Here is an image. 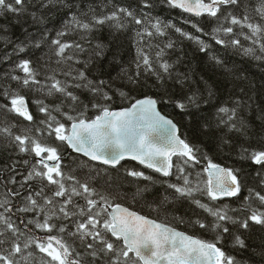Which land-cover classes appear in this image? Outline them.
<instances>
[{
	"label": "snow or ice",
	"instance_id": "1",
	"mask_svg": "<svg viewBox=\"0 0 264 264\" xmlns=\"http://www.w3.org/2000/svg\"><path fill=\"white\" fill-rule=\"evenodd\" d=\"M158 2L205 18L185 20L201 36L154 15ZM57 13L63 16L53 36L48 25ZM13 22L22 30L16 39ZM105 29L109 44L131 37L135 49L133 67L117 56L109 60L119 65L112 79L121 81L112 92L111 81L96 74L104 71L109 47L96 39ZM170 32L197 45L211 76L188 62ZM0 45L6 66L0 149L9 154L0 166V264H264V144L251 146L264 141V107L254 125L245 69L231 59L240 56L264 70V0H100L86 10L84 0H0ZM141 89L157 95L119 111L109 107L116 95L129 99ZM167 105L183 115L195 110L199 136L257 166L255 186L241 168L211 161L203 178L196 170L201 148L177 135L178 125L159 107ZM125 159L163 177L175 168L179 183L161 181L149 201L145 193L156 181L143 171L122 175ZM127 177L149 183L126 189ZM120 201L144 203L165 220L171 212L213 239L178 231ZM185 203L191 214L176 215Z\"/></svg>",
	"mask_w": 264,
	"mask_h": 264
},
{
	"label": "trees",
	"instance_id": "2",
	"mask_svg": "<svg viewBox=\"0 0 264 264\" xmlns=\"http://www.w3.org/2000/svg\"><path fill=\"white\" fill-rule=\"evenodd\" d=\"M116 3H125L126 0H114ZM100 3V0H84V9L86 10L88 6H96ZM77 6H79V3H77ZM97 11L99 12V8H97ZM154 15H158L161 20L165 22H171L175 24L178 27L183 28L185 31L192 33L194 36H201V33L196 32L194 28L191 27L190 24L185 23V20H201L203 21L205 18H197L194 16H191L188 13H184L180 9H174L169 8L166 4L162 2H158L156 9L153 13ZM63 16V13H57L56 17L51 19L48 25V28L50 31H52L55 28H59L60 24L59 21L61 17ZM7 23V21H5ZM27 26V25H26ZM206 30H208L206 28ZM29 31L36 32L37 29L35 27H29ZM11 33L12 38L16 39L17 37L22 36V30L19 25H16L14 22L11 27ZM52 35L54 36L55 33L52 31ZM171 37L177 41L178 46L183 49V52L187 55L188 62L191 63V65L195 67H199L203 71H207L208 75L211 76V72L207 69V66L204 62L203 54L199 53L197 50V45L193 43L192 41L186 40L175 32H170ZM202 39H207V37L202 36ZM100 42L109 44V34L108 31L105 29L97 34V38ZM96 40H93V43H95ZM2 45H0V51H2ZM29 53L22 54V55H28ZM117 56L119 60H121L125 67H133L131 65V61L135 57V49L132 46V38L129 37L126 41H124L123 45L118 46L115 43L109 44L108 50L106 52V56L102 61V64L104 66V71L102 73H96L97 75H102V77L106 81H111V84L109 86V91L112 92L115 90V88L119 87L121 84V81L119 79H112L113 77H116L117 72L119 70V65H111L109 66V60L113 57ZM232 60L236 62V66L245 69V75L248 79V87L251 89L249 92V95L252 97V110L248 112V118L252 121L254 125H259L260 121L257 118V113L259 112V109L261 107H264V70H262L259 66H257L253 62H246L244 58L240 56H233L231 57ZM5 65L0 64V73H2L5 70ZM151 94L153 96L157 95L155 89H141L139 92H133L131 94V97L129 99H122L118 95H116L112 102L109 103V107L111 110H118L130 107L132 103L135 102V99L143 98L145 94ZM219 95L221 98H226L228 93L221 88ZM84 102L87 103L88 97L85 95L83 97ZM27 102L29 103L30 110L32 112H36V106L35 104L31 103V99L27 98ZM161 112L166 115L167 117L173 119V121L178 125L180 129V135L182 138L186 139L192 144L199 145L201 148V160L200 163L196 166V170L202 173L203 178H207V174L203 173V169L208 165L209 161L212 163L219 164L223 167H235V168H241L242 172L247 175L249 179V184L251 186H255V184L252 181V178L255 177L257 166L252 165L248 161L241 160L235 153H226L221 152L218 150H215L212 147L211 141L207 137L199 136L196 132V126L198 123L197 116L198 113L195 112V110L192 111V113L188 115L179 114L171 105L167 106H159ZM38 114V113H37ZM97 114L96 110L89 109L87 115L90 118H94V116ZM66 123L67 122L65 121ZM262 144H264V141H261L259 138L255 139L252 142V147L259 148ZM203 155H206L208 159H204ZM73 158H76L77 160H86V158L72 154ZM14 158V157H13ZM179 161V158L176 156H173V162L176 163ZM9 163V154L7 152H4L2 149H0V166H4L5 164ZM121 174L123 175L125 170H137V171H143L145 174L150 175L154 178L156 183L154 185H151L149 188V191L145 193V197L147 200H151L152 194L154 192L161 191V181H169L172 183H179V181L176 180V169L173 168L172 172L173 175L170 177H163L160 174L153 172L152 170H149L142 165H139L132 161H124L121 163ZM100 167H107L100 165ZM120 167V166H118ZM23 171L24 169L21 168ZM189 171H191L189 169ZM127 180L131 183L126 184L125 188H131L132 190H135V187L137 184H139L141 187H143L145 184H148L147 181L137 180L133 177H127ZM247 191L243 192V195H247ZM224 202H229L227 199ZM120 203L124 204V206L129 207L130 209L137 211L138 213L145 215L151 219H158L159 222H164L169 224V226H172L178 230H181L189 235H194L198 238L205 239V240H212L213 235L211 233H207L200 229H192L185 224H180L176 220L172 219V213H169L168 219L165 220L164 217L161 215L157 217V214L152 212L149 207H147L144 203H137L133 204L131 201H120ZM238 201H232V206H237ZM192 208L187 203L177 206L175 209V214L178 216H183L186 214H191ZM199 211V210H197ZM256 243L259 242L258 237L255 240Z\"/></svg>",
	"mask_w": 264,
	"mask_h": 264
},
{
	"label": "water",
	"instance_id": "3",
	"mask_svg": "<svg viewBox=\"0 0 264 264\" xmlns=\"http://www.w3.org/2000/svg\"><path fill=\"white\" fill-rule=\"evenodd\" d=\"M189 14V13H188ZM119 110H122V109H118V110H113V111H119ZM163 114V113H162ZM177 135H179L180 137H181V135H180V129H179V127H178V133H177ZM182 138V137H181ZM74 154H76V153H74ZM77 155H80V154H77ZM80 156H82V155H80ZM85 158V157H84ZM87 159V158H86ZM124 161H132V162H135V163H137V164H139L137 161H133V160H131V159H125ZM124 161H121V163L122 162H124ZM140 165V164H139ZM144 167V166H143ZM222 167V166H221ZM148 169V168H147ZM150 170H152V169H150ZM154 171V170H153ZM130 209V208H129ZM130 210H132V209H130ZM187 234V233H186Z\"/></svg>",
	"mask_w": 264,
	"mask_h": 264
},
{
	"label": "bare ground",
	"instance_id": "4",
	"mask_svg": "<svg viewBox=\"0 0 264 264\" xmlns=\"http://www.w3.org/2000/svg\"><path fill=\"white\" fill-rule=\"evenodd\" d=\"M74 154V153H73ZM207 167V166H206ZM223 167V166H222ZM150 170V169H149ZM153 171V170H152ZM153 172H155V171H153ZM157 173V172H156ZM159 174V173H158ZM176 230H178V229H176ZM178 231H181V230H178ZM183 232V231H182ZM189 235V234H188Z\"/></svg>",
	"mask_w": 264,
	"mask_h": 264
}]
</instances>
